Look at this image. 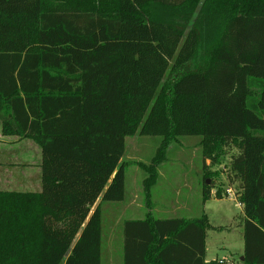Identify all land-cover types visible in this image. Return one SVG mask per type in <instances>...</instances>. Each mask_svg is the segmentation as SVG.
Instances as JSON below:
<instances>
[{
	"label": "trees",
	"instance_id": "16d2710c",
	"mask_svg": "<svg viewBox=\"0 0 264 264\" xmlns=\"http://www.w3.org/2000/svg\"><path fill=\"white\" fill-rule=\"evenodd\" d=\"M0 124L42 151L41 191L0 189V264H103L102 206L125 199L139 129L162 141L140 163L148 211L122 225L123 264H225L207 261L206 214H153L182 136L201 137L204 201L225 195L207 161L228 158L236 264H264V0H0Z\"/></svg>",
	"mask_w": 264,
	"mask_h": 264
},
{
	"label": "rangeland",
	"instance_id": "374dc122",
	"mask_svg": "<svg viewBox=\"0 0 264 264\" xmlns=\"http://www.w3.org/2000/svg\"><path fill=\"white\" fill-rule=\"evenodd\" d=\"M8 139L11 140L8 147L16 150V154L35 160L39 153L37 163H41V149L35 142L30 139H19L16 142L15 138ZM161 141L162 137L143 135L140 129L126 139L127 146L123 156L127 165L125 199L116 203H104L102 206L103 264H123L122 225L125 220L143 219L147 214L143 190L147 173L140 163L151 164ZM200 141L199 136H182L169 146L159 167L158 180L152 189V211L157 218H198L206 214L212 225L207 234V259L213 261L225 257L237 261L244 252V207L236 196L239 191L238 183H230L228 180V168L225 167L228 158L222 159L216 167H211L212 163L208 160V169L219 172L212 176L213 180L209 179V183L222 186L225 195L217 198L214 188L212 197L204 201L205 160ZM7 160L6 158L5 161ZM0 185L4 187L3 180H0ZM228 189L232 190L231 194ZM230 260L226 262L231 263Z\"/></svg>",
	"mask_w": 264,
	"mask_h": 264
},
{
	"label": "crops",
	"instance_id": "0c3cea01",
	"mask_svg": "<svg viewBox=\"0 0 264 264\" xmlns=\"http://www.w3.org/2000/svg\"><path fill=\"white\" fill-rule=\"evenodd\" d=\"M0 132L1 135L4 136L1 131V124H0ZM2 136H0V173L9 172V174L5 175L1 173L2 175L0 176V180H3L4 187L0 185V189L13 190V191H30V192L31 190H34L32 192L41 191L42 158H41V163H39L40 164L39 165L37 163L39 159V153H37L38 155L37 158H35V160L30 159L28 156L25 155L21 156L20 154H16V150L14 151L13 148L8 147V144H10L9 142H11V140H9L8 138H15L16 139L15 142L18 141L19 139H28V138H17L13 136H4L2 138ZM41 156H42V151H41ZM6 158L8 159L7 161H5ZM4 162H7L8 165L5 164ZM106 204H110V203H106ZM220 260L226 261L230 259L224 257L221 258ZM207 261L209 260L207 259ZM230 262L236 264L237 261L230 260Z\"/></svg>",
	"mask_w": 264,
	"mask_h": 264
},
{
	"label": "built area",
	"instance_id": "2783aa9c",
	"mask_svg": "<svg viewBox=\"0 0 264 264\" xmlns=\"http://www.w3.org/2000/svg\"><path fill=\"white\" fill-rule=\"evenodd\" d=\"M228 193L231 194L232 190L228 189ZM220 262L225 263V264H233V263L226 262L225 260H220Z\"/></svg>",
	"mask_w": 264,
	"mask_h": 264
},
{
	"label": "water",
	"instance_id": "95a60500",
	"mask_svg": "<svg viewBox=\"0 0 264 264\" xmlns=\"http://www.w3.org/2000/svg\"><path fill=\"white\" fill-rule=\"evenodd\" d=\"M209 182V181H208ZM242 260L244 259V257L242 256V258H241Z\"/></svg>",
	"mask_w": 264,
	"mask_h": 264
}]
</instances>
